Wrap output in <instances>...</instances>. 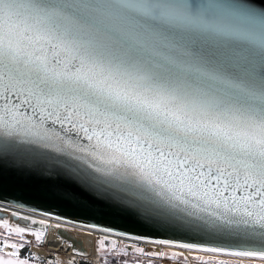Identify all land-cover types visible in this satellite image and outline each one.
I'll return each mask as SVG.
<instances>
[{"label":"snow or ice","instance_id":"1","mask_svg":"<svg viewBox=\"0 0 264 264\" xmlns=\"http://www.w3.org/2000/svg\"><path fill=\"white\" fill-rule=\"evenodd\" d=\"M0 138L50 154L29 176L233 245L175 247L264 264V0H0Z\"/></svg>","mask_w":264,"mask_h":264},{"label":"water","instance_id":"2","mask_svg":"<svg viewBox=\"0 0 264 264\" xmlns=\"http://www.w3.org/2000/svg\"><path fill=\"white\" fill-rule=\"evenodd\" d=\"M41 155L50 154L19 140L0 138L1 201L83 226L140 238L172 243H211L218 247L233 246L224 241L209 242L198 234L162 222L146 221L114 201L95 197L69 179H60L54 185L46 177L29 176L22 171L21 166ZM69 166H72L71 162ZM65 190L72 195H63ZM54 236L67 243L71 252L78 256H85L93 247V243L88 244L76 231L59 228L55 230Z\"/></svg>","mask_w":264,"mask_h":264},{"label":"rangeland","instance_id":"3","mask_svg":"<svg viewBox=\"0 0 264 264\" xmlns=\"http://www.w3.org/2000/svg\"><path fill=\"white\" fill-rule=\"evenodd\" d=\"M5 221L7 222L6 227L4 226ZM15 227L19 226L16 223L6 219L0 220V259L7 260L19 258L26 260L27 264H79V262L77 263L73 259V257H62L64 256L62 253L43 248V239L41 240L42 242H38L36 241L35 236L31 234L28 235V238H25L21 234L9 231V229ZM28 232L32 233L33 231L26 229L24 233L28 234ZM102 237L99 238L98 236L97 240L94 241L92 250L93 255H91L93 258L91 257L90 260H87L91 264H169L173 262L183 264L181 252H177L175 250L170 249H162L160 253H164L165 255L163 257L158 255V259H160V261L165 262L158 263V261H156L155 259L143 257V254L141 252H137V249H132L129 251L127 250V247H125V245L119 244L117 242H110L109 240H104V238ZM101 240L104 242L103 248H101L100 244L98 243ZM5 244L17 245V249L19 250V256L9 257L8 253L16 251V249L6 248L4 247ZM173 247L175 246L173 245ZM178 249L183 250L182 248ZM40 250H42V252ZM186 250L193 254V256L195 257V261H198V259L196 258L200 257V264H203L204 261H208V264H213V261L217 260L223 261L224 264H240L239 258L223 254L204 253L188 249ZM244 264H248V262L245 261Z\"/></svg>","mask_w":264,"mask_h":264},{"label":"bare ground","instance_id":"4","mask_svg":"<svg viewBox=\"0 0 264 264\" xmlns=\"http://www.w3.org/2000/svg\"><path fill=\"white\" fill-rule=\"evenodd\" d=\"M4 202L0 201V208H2L3 210H8L10 212H13L21 216H28L30 219H35L38 221L46 222L49 225H57V226L61 225L62 227H65L68 229L70 228L71 230H74L78 232L79 234H81L88 244L93 242V245H94V241L97 240L98 236L99 238H101L102 236L111 237V236H116L115 234H119V233L109 231L106 229L104 230V229H99L96 227L83 226V225L73 223L72 221H68V220L65 221L64 219H60L54 216L44 215L37 211L24 209L22 207H19L18 205H12L9 202H5V203ZM47 234L44 236V239H43V248H47L48 250H53V251L62 253L64 255L62 257H66V256L72 257L73 256L70 250L71 247L67 243H65L64 245L63 244L57 245L56 242H59L61 240L58 239L56 236H54L53 231L50 232V234L49 233ZM52 239H56V242ZM175 244H179V243H171V245H175ZM92 250H93V247L91 248L89 253L86 254L88 255L86 257L87 259H90L92 257L91 256L93 255ZM40 251L42 252V250Z\"/></svg>","mask_w":264,"mask_h":264},{"label":"built area","instance_id":"5","mask_svg":"<svg viewBox=\"0 0 264 264\" xmlns=\"http://www.w3.org/2000/svg\"><path fill=\"white\" fill-rule=\"evenodd\" d=\"M1 202H4V201H1ZM12 205H16V204H12ZM19 207H21V206H19ZM22 208H24V207H22ZM24 209H26V208H24ZM0 210L15 214V213L10 212L8 210H3L2 208H0ZM16 215H18V214H16ZM115 235L116 236H111L109 238H105V237H102V238H104V240H107V241L109 240L110 242L112 241L114 243L117 242L119 244H123V245H125V247H129V249H132V248L140 249V250H142V252L145 256H146V254L161 252L162 249L175 250L177 252L182 253V256L184 258V262H183L184 264H200L199 261L194 260V256L189 251H187L186 249L180 250V249H178V247H173V245L170 246L168 244H160V243H156V241H154V240L137 238V237L125 235V234H115ZM72 257L77 263L79 262L80 257L75 256V255H73ZM158 261L161 263L165 262V261H160V259H158ZM173 264H178V263L173 262Z\"/></svg>","mask_w":264,"mask_h":264},{"label":"flooded vegetation","instance_id":"6","mask_svg":"<svg viewBox=\"0 0 264 264\" xmlns=\"http://www.w3.org/2000/svg\"><path fill=\"white\" fill-rule=\"evenodd\" d=\"M0 216H3L2 219H0V220H5V219L9 220L11 222L16 223L19 227L32 230L33 232L43 231L44 236L47 233H50L52 231L55 232V230H57L59 228H62L61 225H58V226L57 225H49L46 222L38 221V220H35V219H30L28 217L12 214V213L5 212V211H2V210H0ZM33 221H35L36 223H33ZM30 234H31L30 232H28V234L23 233L22 236H24L25 238H28V235H30ZM44 236H43V239H44ZM30 238H34V237H30ZM52 240H54L56 242V239H52ZM56 243H57V245H60V244L64 245L65 244V242H63V241H59V242H56Z\"/></svg>","mask_w":264,"mask_h":264},{"label":"trees","instance_id":"7","mask_svg":"<svg viewBox=\"0 0 264 264\" xmlns=\"http://www.w3.org/2000/svg\"><path fill=\"white\" fill-rule=\"evenodd\" d=\"M80 264H91V263L89 261H86V260H81Z\"/></svg>","mask_w":264,"mask_h":264},{"label":"crops","instance_id":"8","mask_svg":"<svg viewBox=\"0 0 264 264\" xmlns=\"http://www.w3.org/2000/svg\"><path fill=\"white\" fill-rule=\"evenodd\" d=\"M152 254H154V253H152Z\"/></svg>","mask_w":264,"mask_h":264}]
</instances>
